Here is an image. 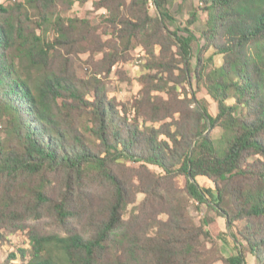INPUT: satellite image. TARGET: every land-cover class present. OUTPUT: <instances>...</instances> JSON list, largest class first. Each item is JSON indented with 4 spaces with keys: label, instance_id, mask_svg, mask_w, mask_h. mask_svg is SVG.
<instances>
[{
    "label": "trees",
    "instance_id": "16d2710c",
    "mask_svg": "<svg viewBox=\"0 0 264 264\" xmlns=\"http://www.w3.org/2000/svg\"><path fill=\"white\" fill-rule=\"evenodd\" d=\"M191 1L194 67L197 37L167 31L168 0H97L96 22L70 14L74 0L0 4V246L20 231L30 242L0 264H248L238 247L220 255L224 234L205 214L195 226L190 202L264 264V0ZM136 47L148 74L127 108L95 76ZM88 51L103 57L85 80L67 56Z\"/></svg>",
    "mask_w": 264,
    "mask_h": 264
},
{
    "label": "rangeland",
    "instance_id": "374dc122",
    "mask_svg": "<svg viewBox=\"0 0 264 264\" xmlns=\"http://www.w3.org/2000/svg\"><path fill=\"white\" fill-rule=\"evenodd\" d=\"M95 1L97 0H74V4L70 14H74L79 17H85L93 22H96L97 18H99L100 15H104L105 12L103 10H94L93 3ZM18 2L22 3V0H0V4L8 8ZM197 7L198 3L191 0H168L167 8L174 20L172 23H166L167 31L175 33L177 32L178 35H183L182 32H178V30L182 31L183 28H188L193 31L195 37H197L199 24H188V21H190V14L194 12ZM150 13H153L152 7L150 8ZM48 37L52 39L53 34L49 33ZM201 45L202 41L199 40L198 37L197 41L191 44V67H194L195 65L197 49H199ZM91 49L93 50V47H91ZM172 51H176V49L173 48ZM209 55L210 52L205 55V58H207ZM102 57V54L97 51H95V53L88 51L83 54H74L71 56H67V59H69V70L73 75H76L85 80H90L91 76L98 73V71L100 70V61ZM126 59L127 60L125 62L117 63L112 68L109 75L97 74L95 77L100 80L101 84L103 85L104 91L108 99H115L116 102L121 103L127 108H129L133 100L138 97L142 89V81L144 79V76L148 74L147 70H145V64L148 59L144 51L140 47H136L133 51H130ZM219 61L220 57H214V62L212 64L217 66L219 64ZM177 67H182V65H179ZM153 73L154 72H151L150 74L151 78L153 77ZM178 73V70L174 71V78H172L173 81H177V79H179ZM151 78H149L148 81H152ZM165 79L167 78L165 77ZM153 81L156 82V80ZM171 85L172 82H169V86ZM185 90L187 92L188 90L190 91L188 86H185ZM193 90L195 91L194 84ZM195 99L203 100L209 112L213 115L216 113L214 102L204 92H198L195 95ZM219 135L220 131L218 129L212 131V136L214 138H218ZM148 169L154 175L161 174V172L156 168L148 167ZM132 181L134 185L137 184L135 180ZM174 182L178 188H181L183 186V180L181 178L174 179ZM198 183L203 187H211V184L203 179H198ZM142 199V195H137L135 205L138 204ZM134 209L135 208H133V206H130L127 209L126 213L133 212ZM186 214L195 226L199 225L200 219H202L204 214L211 217L217 223L218 232L222 235L224 234L223 238L225 239V241L222 240L216 246V249L218 250L220 255H223L224 257L236 255L235 250L238 247L245 254V260L247 261V263L253 264L252 256L250 254L245 253V251L241 247V244L237 240L236 243L232 238H230V235L235 233L236 228H233L231 230L228 229L224 219L218 217L214 212L209 211L205 205L200 206L194 202L189 203ZM36 225V228L39 230L40 233L54 231V228L49 225V222L46 219L39 221ZM7 241V244L3 245L2 247L0 246L1 261H4L10 252H16L18 249L20 250L30 248V242L27 239L26 234L21 231L8 235ZM210 248L211 242L209 241L208 244L205 245V249L209 250ZM215 259H217V256L213 258V260ZM17 262H19V260ZM214 264L221 263L215 262Z\"/></svg>",
    "mask_w": 264,
    "mask_h": 264
}]
</instances>
